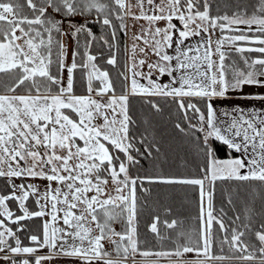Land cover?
Here are the masks:
<instances>
[{
    "label": "snow or ice",
    "instance_id": "6c2138e0",
    "mask_svg": "<svg viewBox=\"0 0 264 264\" xmlns=\"http://www.w3.org/2000/svg\"><path fill=\"white\" fill-rule=\"evenodd\" d=\"M125 16L148 22L149 29L134 39L147 46L139 48L141 54L147 56L150 48L156 60H137L134 44L117 95L109 73L98 67L89 49L102 42L110 52L106 63L115 67V21L126 32ZM158 21L165 26H156ZM96 25L108 34L97 37ZM69 39L75 44L70 63ZM233 53L238 60L231 59ZM78 69L87 82L86 95L74 91ZM0 75L9 77L0 82V179L9 189L0 194L3 264H44L60 257L69 258L68 264H264V216L257 227L248 208L245 220L233 221L230 228L212 207L217 181L264 184V92L245 91L264 88V0L223 5L216 0H0ZM163 76L167 82H161ZM21 88L26 94H18ZM130 96L172 98L189 125L187 131L179 123L176 128L194 137L198 177L141 176L139 168L131 174L140 159L159 148L143 135L137 141ZM217 101H256L259 106ZM146 102L160 111L157 102ZM222 150L223 158L218 156ZM33 180L48 182L42 193L38 185L25 183ZM145 184L199 187L195 239L189 235L180 243V233L174 248L142 247L137 191L148 192ZM32 197L38 210L27 206ZM35 218L43 219L41 230L29 235L25 246L19 234L27 228L24 222ZM160 223V216H154L147 229L157 239H168L161 235ZM163 224L175 229L177 221L165 219ZM216 226L224 233L219 241ZM217 242L221 252L227 244L232 255L214 254ZM43 249L47 253L38 255ZM189 253L197 259H185Z\"/></svg>",
    "mask_w": 264,
    "mask_h": 264
},
{
    "label": "trees",
    "instance_id": "16d2710c",
    "mask_svg": "<svg viewBox=\"0 0 264 264\" xmlns=\"http://www.w3.org/2000/svg\"><path fill=\"white\" fill-rule=\"evenodd\" d=\"M23 3V0H20ZM217 3L223 5L229 0H216ZM125 22V18L124 21ZM117 25L118 40L113 51L117 54V65L114 67L106 63L110 52L107 46L101 47L102 42L98 41L89 49L92 55L97 57L95 63L101 70L107 71L113 84L116 87V94H121L123 85V77L120 73L126 71V47H125V32L119 31V21H115ZM94 33L99 37L103 30L99 25L93 28ZM107 35L108 33H103ZM83 40L81 37V53H83ZM75 47V44L73 48ZM256 55V54H253ZM238 57L234 53L232 59ZM55 59V54H53ZM80 58H78L79 61ZM55 71V65L53 66ZM9 77L0 75V82H7ZM74 91L76 95H86L87 82L83 78L81 70L75 72ZM98 81L95 84L98 85ZM2 90V89H0ZM18 94H26V89L21 88ZM187 100V98H185ZM147 100L157 102L160 111H156L151 107ZM193 102H197L193 99ZM203 107V105H200ZM129 114L135 121L132 130L136 134L137 141L141 135L146 136V143H155L159 148V152L153 148L152 155L147 158L140 159V165L132 168L131 174H137L139 168V175H173L179 177H198L200 158L193 148L194 137L185 135L176 128V124H180L186 131L189 128L188 121L184 119V113L179 111L177 104L173 103L172 98L161 97H129ZM189 117L194 114L188 113ZM192 123H196L192 119ZM140 151H144V146L137 143ZM135 154V153H134ZM226 155L225 151L218 153V156L223 158ZM238 155V154H235ZM144 188L149 189L148 192L137 191L139 198L140 208V223L139 233L140 239L144 241L142 247L151 248L153 250H166L175 247V241L178 239V234L183 233L184 237L179 239L180 243H185L189 235L195 239L200 226V197L199 187L191 185H163L145 184ZM5 181L0 179V194H7ZM231 199L232 203H229ZM9 206L14 212L18 213V206L15 202L10 201ZM30 210H38L35 204L34 197L30 198L27 202ZM212 207L214 215L222 217L225 224L230 228L233 221L240 224L245 220L246 209H253L252 218L253 222L258 227L260 218L264 216V184L259 181H217L215 184V191L212 196ZM160 216L161 223L159 230L162 236L168 239L160 240L154 234L148 231L147 225L152 222L154 216ZM239 215L241 220L237 221L236 217ZM167 219L169 222L172 220L177 221L175 229H167L163 220ZM27 228L24 232L20 233V239L23 245L30 244L27 237L35 234L41 230L42 219L35 218L24 222ZM121 227V226H120ZM120 230V229H119ZM224 233L219 232L216 226L217 241L223 239ZM230 236V232H229ZM247 235L245 239H247ZM213 253L216 255H232L227 244L223 245V252L221 246L217 242L213 247ZM216 264H241L236 260L218 261Z\"/></svg>",
    "mask_w": 264,
    "mask_h": 264
},
{
    "label": "crops",
    "instance_id": "0c3cea01",
    "mask_svg": "<svg viewBox=\"0 0 264 264\" xmlns=\"http://www.w3.org/2000/svg\"><path fill=\"white\" fill-rule=\"evenodd\" d=\"M136 0H132V3L135 4ZM156 3L159 4L160 0H156ZM148 5L145 4V9L147 10ZM132 11L136 14L139 15V10L136 8H133ZM149 14H151L149 12ZM127 25V31L125 32V37H126V41H125V47H126V64L129 63V57L132 55L131 49L132 46L135 44L137 45V50H136V54H135V58L137 60L139 59H147L148 62H153L156 60V57L154 55H152L151 49L149 48L147 50V56L141 54L139 52V48H146L147 46L143 43L142 40H135L134 37L138 36L142 33L143 30L149 29L150 25L148 24L147 21L141 19V20H134L131 16H125V22ZM173 23H176L178 25V21H173ZM156 26L158 27H164L165 26V22L164 21H158ZM68 44H69V49H68V62H71V52L73 49L72 46V41L69 39L68 40ZM236 60H238V57H235ZM143 71L147 72V66L145 65L144 68L142 69ZM63 77L66 83L67 80V72L65 71L63 73ZM153 79H155V75L153 76ZM168 77L167 76H163L161 77V82H167L168 81ZM144 81H141V83H143ZM245 91H259V92H264V88L261 89H252V88H245ZM217 105H232L235 103H241L243 106L245 107H250L252 104H257V106H259L258 102L256 101H224V102H220L217 101L216 102ZM35 199V198H34ZM43 219H47V217L43 218ZM43 219H42V223H43ZM59 226L62 227V221L60 222ZM47 253V249H43L41 250L39 253H37L38 255H44ZM140 257H137V260L140 261ZM68 260L69 258L66 257H60L57 259H54L52 261H45L44 264H68ZM189 260V259H187ZM189 261H194V260H189ZM129 264H131V261H129ZM161 264H167V261H161Z\"/></svg>",
    "mask_w": 264,
    "mask_h": 264
},
{
    "label": "rangeland",
    "instance_id": "374dc122",
    "mask_svg": "<svg viewBox=\"0 0 264 264\" xmlns=\"http://www.w3.org/2000/svg\"><path fill=\"white\" fill-rule=\"evenodd\" d=\"M217 35H218V33H217ZM72 46H74V42L73 41H72ZM231 59H232V57H231ZM233 59H235V58H233ZM20 182L21 181H19V180L16 181V183H20ZM29 182L38 185L41 193L44 191L45 185H47V183H48L47 181H42V180L25 181V183H29ZM53 187H55V184H53ZM205 209L207 210V201H205ZM116 227H117V230L120 229V225H116ZM185 259H189V260H194L195 261L197 259V257H196L195 254L189 253V254H186ZM0 264H3V262L0 261Z\"/></svg>",
    "mask_w": 264,
    "mask_h": 264
}]
</instances>
